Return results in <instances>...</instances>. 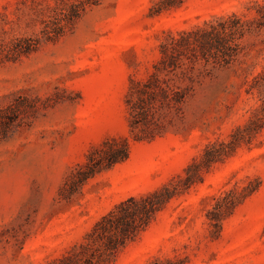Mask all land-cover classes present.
I'll use <instances>...</instances> for the list:
<instances>
[{
    "label": "rangeland",
    "instance_id": "rangeland-1",
    "mask_svg": "<svg viewBox=\"0 0 264 264\" xmlns=\"http://www.w3.org/2000/svg\"><path fill=\"white\" fill-rule=\"evenodd\" d=\"M79 0H0V264H44L82 240L115 204L169 182L209 142L228 140L261 103L247 80L264 65V32L246 40L240 61L204 77L185 125L135 142L130 158L70 198L64 188L89 151L129 134L125 102L132 77L146 78L170 31L192 28L255 0H186L152 15L160 0H100L66 24ZM34 50L23 52L28 42ZM260 178L262 186L218 235L207 212L214 197ZM156 256L185 264H264V131L216 163L173 201L111 264Z\"/></svg>",
    "mask_w": 264,
    "mask_h": 264
},
{
    "label": "trees",
    "instance_id": "trees-1",
    "mask_svg": "<svg viewBox=\"0 0 264 264\" xmlns=\"http://www.w3.org/2000/svg\"><path fill=\"white\" fill-rule=\"evenodd\" d=\"M100 0L71 2L67 23L58 34L78 17L86 4ZM186 0H160L152 7V15L179 8ZM249 13L232 12L205 20L192 28L170 31L160 44V58L146 78L132 77L125 102L129 134L110 136L94 146L86 161L79 164L64 188L70 198L97 175L127 161L135 142L154 141L185 125L187 106L198 85L217 69L240 61L246 51V40L264 32V0H255ZM37 42H28L23 52L35 49ZM247 92L257 94L260 105L243 126H238L228 140L209 142L203 153L194 158L179 174L162 186L131 195L103 214L61 256L44 264H111L131 243L145 233L173 201L205 180L213 166L232 156L243 144L252 145L264 131V65L247 80ZM262 186L260 178L250 184L222 191L214 197L207 212L212 233L221 232L224 221ZM180 258L156 256L145 264H185Z\"/></svg>",
    "mask_w": 264,
    "mask_h": 264
}]
</instances>
